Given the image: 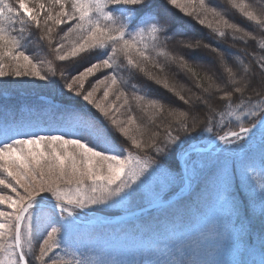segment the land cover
<instances>
[{
  "label": "snow or ice",
  "instance_id": "1",
  "mask_svg": "<svg viewBox=\"0 0 264 264\" xmlns=\"http://www.w3.org/2000/svg\"><path fill=\"white\" fill-rule=\"evenodd\" d=\"M167 3L190 17L195 12L202 26L211 15L224 29H215L221 37L231 30L242 33L233 38L245 44L256 40L205 0H199L200 11H188L181 0ZM228 3L264 29V9L257 13L244 0ZM58 28L63 35L54 44ZM33 31L55 54L46 66L25 49ZM176 36L149 0H35L31 5L30 0H0V79L26 80L35 94L17 109L0 107V264H102L91 243L96 212L101 206L128 212L138 200L144 207L132 214H159L175 222L211 198L226 207L241 255L254 254L250 206L264 221V40L236 54L199 40L177 41L181 49L213 52L215 69L209 70L182 52L162 51ZM84 55L93 60L81 70L58 71L56 61ZM149 65L159 72L174 65L176 71L160 77ZM197 68L208 86L197 80L200 94L186 97L176 77L196 79ZM100 72L102 77L86 88L89 77ZM123 72L129 78L143 74L189 109H202L204 119L171 104L166 108L161 99L130 96L129 87L135 93L136 86ZM133 102L169 118L162 132L143 138L145 126L131 114ZM122 109L129 113L126 121L119 118ZM259 250L258 261L237 264H264V232ZM166 264L197 262L188 256Z\"/></svg>",
  "mask_w": 264,
  "mask_h": 264
},
{
  "label": "rangeland",
  "instance_id": "2",
  "mask_svg": "<svg viewBox=\"0 0 264 264\" xmlns=\"http://www.w3.org/2000/svg\"><path fill=\"white\" fill-rule=\"evenodd\" d=\"M195 1L199 5V0ZM205 2L213 6L216 4V0H205ZM71 39H75V36ZM23 43L29 54L40 55L32 47L30 41L26 40ZM64 43L67 45L68 41ZM162 51L165 50L162 49ZM121 75L124 79L127 78V72ZM89 82L93 84V81ZM28 102L29 100L16 101L13 98L4 97L0 99V107L7 106L9 109H17ZM118 115L120 119H123L129 113L122 109ZM9 194L12 193L9 192ZM199 209L193 206L189 212L184 213L182 219L178 218L175 222L159 219V214L152 218L136 216L124 222H121V217L99 216L97 221H93L94 227L91 229L94 232L91 241L94 246V255L102 261V264H112V262L139 264L140 261L144 264H166L173 258L186 259L188 256H191L197 264H237L242 259L257 261L260 259L259 237L264 232V221L252 211L251 206L249 208L251 217L249 231L252 233L255 249L252 256H242L234 245L229 231L226 207L207 198L200 203ZM99 210L118 211L122 215L129 213V211L124 212L104 206H101ZM41 222L46 223V219L42 218ZM213 224L216 226L215 230L210 232L209 229ZM40 242V231L37 230L34 233V244L37 250ZM181 245H186V247L183 252H178L177 249Z\"/></svg>",
  "mask_w": 264,
  "mask_h": 264
},
{
  "label": "trees",
  "instance_id": "3",
  "mask_svg": "<svg viewBox=\"0 0 264 264\" xmlns=\"http://www.w3.org/2000/svg\"><path fill=\"white\" fill-rule=\"evenodd\" d=\"M35 0H30V5L34 3ZM244 2L250 5L251 10L259 13L262 9H264V0H244ZM181 3L187 8L188 11H192L195 9L196 11H200V6L197 4L195 0L193 3L185 4V0H181ZM208 3V2H205ZM149 4L153 12L158 13L161 17H163L167 22L171 25L173 32L177 33L175 40H169L164 47L166 52L176 53L182 52L186 57L190 58V63L195 62L196 64L202 66L204 69L214 70L215 69V54L211 52L209 49L200 48L199 50L193 52L188 49H181L178 46L177 41L180 39H185L189 42H194L199 40L201 43L209 44V48L217 47L219 50L224 51L226 54H236L242 52L245 47L249 51L253 48H258L260 42L264 40V29H258L254 22L248 21L238 9H235L228 3V0H216V4L211 5L219 12H221L226 19H228L231 23H235L238 27L244 29L245 31H250L256 36V40H248L247 44L243 43L238 38L242 35V33H233L231 30L226 31V34L221 37L216 28H220V30H224L222 25L216 24L215 20L211 15H208L207 19H205L204 25H200L197 22L195 12L190 17L183 12H180L178 8L171 6L167 3V0H149ZM221 8V9H220ZM223 9V10H222ZM204 18L203 16L201 17ZM212 23V28H209L207 25ZM66 30V26H62ZM56 32L59 35H55V43H59L60 37L63 35V32L58 28ZM37 33L33 31L31 39L28 42H31V45L35 50L39 52V57L45 61L47 64L48 60H54V53L52 49L48 47L47 41L39 42L37 40ZM160 63H165V57H158ZM93 60V57L84 55L82 58L76 61L69 62H58L56 64L58 66V71L62 69L65 73L75 72L77 70H81L82 67L87 66ZM148 70L154 75H158L163 77L165 73L171 74V72L176 71L175 66H168L165 68V72H159L158 68L149 65ZM199 71V77L196 79H192L190 77H186L183 73H180L176 79L180 82L181 87L183 89V94L188 96H193L200 94V89L195 86L196 81L198 80L201 87H207L208 81L205 77V73L201 68H197ZM103 75L102 72L96 73L93 77H89L86 82V88H90V82L93 81V84L96 82L99 77L101 78ZM130 85H135L136 90L133 93L131 87H129L128 92L129 95H137V96H146L148 98H156L161 99L162 102L165 103L166 108L169 104L173 106H177V110H188L190 112V116L195 115L200 120L204 119V111L197 108H188L183 105L177 99H175L170 93L165 91L162 87L155 85L150 82L143 74L137 73L136 75L129 78L127 73V78ZM33 86L30 85L26 80L16 81L14 77H5L0 79V99L4 97L13 98L16 101L21 99L30 100L34 97V93L30 91ZM103 89L101 88L100 92L97 93L98 96L102 95ZM132 112L131 114L136 117V119L142 123L145 127L143 128L144 139L148 138V135L153 131H161L164 126L168 122L167 116H160L155 113L152 109L140 108L135 102L132 104ZM128 117V116H127ZM126 118L121 120L126 121ZM155 121V123H153ZM191 123V119L189 120ZM156 125H160L158 129ZM119 143V141H118ZM125 151H127V144H123ZM141 207H144L143 201H135L132 207L129 209V212H134L139 210ZM97 212L101 213L102 216L107 217H116L121 216L122 214L118 211L111 210H98ZM99 217L98 215H96Z\"/></svg>",
  "mask_w": 264,
  "mask_h": 264
},
{
  "label": "water",
  "instance_id": "4",
  "mask_svg": "<svg viewBox=\"0 0 264 264\" xmlns=\"http://www.w3.org/2000/svg\"><path fill=\"white\" fill-rule=\"evenodd\" d=\"M138 211L139 210H136L134 212H130V213H127L125 215H122L121 218H120L121 219V222L128 221V220H131L132 218H135L136 216H139L138 213L137 214H132V213H136Z\"/></svg>",
  "mask_w": 264,
  "mask_h": 264
}]
</instances>
